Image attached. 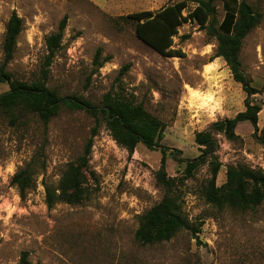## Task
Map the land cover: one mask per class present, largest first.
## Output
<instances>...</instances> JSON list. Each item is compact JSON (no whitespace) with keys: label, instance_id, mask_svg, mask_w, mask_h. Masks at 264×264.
<instances>
[{"label":"rangeland","instance_id":"rangeland-1","mask_svg":"<svg viewBox=\"0 0 264 264\" xmlns=\"http://www.w3.org/2000/svg\"><path fill=\"white\" fill-rule=\"evenodd\" d=\"M178 1L0 0V65L12 14L21 18L23 30L7 71L26 82L40 76L45 39L66 17L47 86L61 96H81L95 105L106 93L120 92L165 123L162 146L170 153L179 150L182 160H192L200 155L196 134L242 112L246 95L225 62L214 59L216 42L197 24L182 25L173 40L172 48L184 57L166 58L138 40L135 24L125 19ZM247 2L264 16V0ZM215 6L219 24L225 12L220 1ZM98 52L99 61L107 59L101 67L95 61ZM240 60L251 85L260 91L252 97L261 106L259 131L243 122L236 127L235 141L215 135L221 164L217 186L225 182L228 166L264 170V17L245 38ZM7 90L2 85L0 94ZM100 122L88 159V199L48 208L44 184L57 185L66 167L83 153L96 122L82 111L61 110L44 125L35 117L17 120L0 110V264H18L24 251L33 264H264V205L247 212L212 207L201 194L208 167L181 180L184 167L170 157L167 176L178 178L177 195L192 228L200 233L182 230L168 242L137 243L141 216L165 195L155 180L161 153L140 144L130 154ZM32 160L38 175L21 199L11 180Z\"/></svg>","mask_w":264,"mask_h":264},{"label":"trees","instance_id":"trees-1","mask_svg":"<svg viewBox=\"0 0 264 264\" xmlns=\"http://www.w3.org/2000/svg\"><path fill=\"white\" fill-rule=\"evenodd\" d=\"M216 1L223 4L225 12L219 24L215 22ZM190 5L194 7L189 9ZM263 17V14L255 11L247 0H180L155 12L146 10L125 16L126 20L135 24V37L158 55L166 58L184 57L181 50L172 48L173 40L182 25L197 24L216 42L214 59L221 58L225 62L234 82L241 85L246 95L242 112L234 118L215 122L196 134L195 142L200 155L192 160H182L179 158L181 153L179 150L170 153L169 148L161 145L166 125L150 114L143 104L128 100L118 91H110L103 96L99 105H95L81 96H61L47 86L48 67L61 48L67 25L66 17L61 20L57 31L45 39L47 55L40 76L31 82L13 78L7 71V66L14 57L23 22L15 13L12 14L2 44L0 87L7 85L8 90L0 94V110L17 120L20 116L35 117L44 125L55 118L61 110L82 111L96 122L84 145L83 153L66 167L57 185L50 187L44 184L48 208L58 202L80 205L88 199L90 195L87 185L88 159L93 140L99 132L100 119L103 120L113 141L130 154L140 144L148 149H159L161 153L155 180L164 189L165 195L141 216L135 231V239L140 245L150 246L168 242L182 230L193 231L194 235L200 233L199 229L192 228L185 215L183 202L176 192L178 178L167 176L166 162L169 157L184 167L181 180L193 177L203 166L208 167L209 177L203 185L201 194L204 201L212 207L247 212L255 211L264 205L262 169L228 166L225 182L217 186L216 179L221 164L216 155L218 144L215 138V135L221 134L230 141L239 139L235 130L243 122L250 123L255 133L259 131L258 117L261 106L254 103L252 97L260 91L251 85L252 81L243 72L240 53L245 38L262 23ZM99 57L98 52L95 61L101 67L107 59L99 61ZM260 139L264 143V129L261 131ZM36 175L37 164L32 160L12 177L11 183L17 188L21 199H24L28 190L34 186ZM18 264L33 263L28 260V253L24 251Z\"/></svg>","mask_w":264,"mask_h":264},{"label":"crops","instance_id":"crops-1","mask_svg":"<svg viewBox=\"0 0 264 264\" xmlns=\"http://www.w3.org/2000/svg\"><path fill=\"white\" fill-rule=\"evenodd\" d=\"M151 11H152V9H151Z\"/></svg>","mask_w":264,"mask_h":264}]
</instances>
